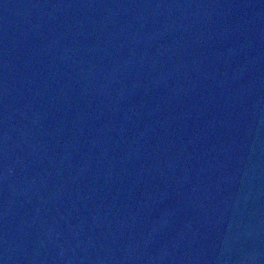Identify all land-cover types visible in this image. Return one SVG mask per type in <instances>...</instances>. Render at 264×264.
Instances as JSON below:
<instances>
[{"label": "water", "instance_id": "1", "mask_svg": "<svg viewBox=\"0 0 264 264\" xmlns=\"http://www.w3.org/2000/svg\"><path fill=\"white\" fill-rule=\"evenodd\" d=\"M0 264H264V0H0Z\"/></svg>", "mask_w": 264, "mask_h": 264}]
</instances>
